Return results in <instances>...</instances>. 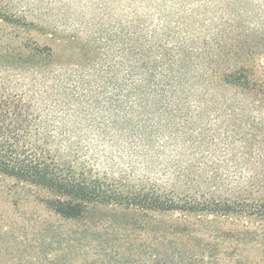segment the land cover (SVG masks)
Wrapping results in <instances>:
<instances>
[{"label":"trees","instance_id":"obj_1","mask_svg":"<svg viewBox=\"0 0 264 264\" xmlns=\"http://www.w3.org/2000/svg\"><path fill=\"white\" fill-rule=\"evenodd\" d=\"M229 5L256 40L133 45L72 105L28 77L52 54L0 47V264H264V0Z\"/></svg>","mask_w":264,"mask_h":264},{"label":"rangeland","instance_id":"obj_2","mask_svg":"<svg viewBox=\"0 0 264 264\" xmlns=\"http://www.w3.org/2000/svg\"><path fill=\"white\" fill-rule=\"evenodd\" d=\"M229 3L230 0H0L5 10L18 17L0 20V47L20 45L28 54H52V63L30 69L28 77L37 79L45 104L68 102L72 105L87 101L83 89L93 90L110 76L114 79L115 74H122L125 67L118 64L137 57L132 52L133 45L256 40L225 36L229 32L240 34L246 26L244 21L229 17ZM132 8H138L142 20L147 19L144 28L131 29ZM163 13L166 21L161 31L157 27ZM154 28L157 32L151 34ZM67 120L87 122L73 117ZM13 181L0 178V185L4 184V188L0 186V198L13 193H8ZM238 190L236 186L223 184L216 194L231 196ZM3 209L10 213V227L17 229L19 211L9 205H3ZM21 212L46 216L40 207L29 203Z\"/></svg>","mask_w":264,"mask_h":264}]
</instances>
